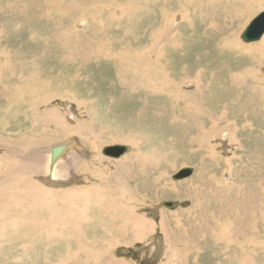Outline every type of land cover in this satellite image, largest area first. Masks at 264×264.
Segmentation results:
<instances>
[{
    "label": "rangeland",
    "instance_id": "obj_1",
    "mask_svg": "<svg viewBox=\"0 0 264 264\" xmlns=\"http://www.w3.org/2000/svg\"><path fill=\"white\" fill-rule=\"evenodd\" d=\"M120 1L122 0H0V136L4 137L8 143L11 141L9 144L6 142L3 149L6 147L8 149L13 148L16 150L17 157H19L18 155L28 154L38 147L40 149L47 148L48 145L60 142L68 136L69 139L79 144L77 146L83 149L84 154L89 153V156L86 160H83V165L82 162L79 164V167L80 165L81 167L77 168L75 172L69 170V178L74 176V180L71 179L67 183L68 185L66 184L57 189L91 186L88 182L90 177L87 174L92 173L88 170L92 167L96 173L101 171L97 175L94 173L91 175L95 178L94 182L96 181L99 185L102 186L106 181H109L110 185L108 186L118 191H123L118 188V185L123 188H131L132 195L123 196L120 194L121 202L130 206L136 215L139 213L143 215L153 225H151L150 230L142 234L141 238L133 233H127L126 239L128 240L118 239L123 229H121V233L118 232V229L113 232L111 230V235L117 238L114 242H110L109 246L104 241L90 240L94 235L90 234L93 225L89 227L86 224L89 230H86L88 236L85 235V239H88L95 248L108 251L107 254L114 255L109 259L104 254L106 258L102 261V264H110L112 261L121 263L122 260L125 261L122 264H162L163 262L168 264L172 261L169 254L172 245L175 249L177 248L176 254L180 257V259L178 257L174 260L177 264H229L222 259L220 261L219 255L214 257L211 254L213 249L217 247L211 240L206 238L204 225L207 221L204 209L198 211L202 212L204 221L196 215V212H191L196 210V207L192 205L191 200L185 197V193L193 186H179L178 183L182 180L189 183L197 175L205 182L210 181L209 174L216 162L221 163V165L232 162L235 164L236 170L243 169V165L247 169L253 166L257 167L256 170L263 171L264 174V164L257 165L258 162L247 158L250 156L249 152L253 150L260 154L264 153V67H260L264 61L260 62L259 58L263 59V55L257 54L259 49L264 47V41L261 38L246 43L239 36L249 20L264 9V5L257 6L258 1L256 0H131L127 3L125 1V6L122 9V12L130 9L129 12L120 22L114 24L107 19L108 11L118 10L119 8H114V6L116 2ZM134 9L138 12L135 13ZM117 15L120 16L121 13H117ZM97 16L99 18H95ZM173 17L175 18L173 19ZM165 20L167 23L177 20L180 27L178 33L175 32L176 35L174 36L178 47L176 50L174 49L175 53L173 55L168 56L169 69L174 70L172 76L177 77V72H179L178 74L183 79L188 80L190 86H183L185 89L195 90L197 85L204 84L205 104H208L212 110L216 109L209 119L207 117V123L213 129L212 134L216 135L209 140V143L204 145L198 141V129L195 128L191 131L190 126L189 129L190 120L186 116L179 117L180 119L167 117L172 112L170 111L171 108L165 104L167 99L161 95L163 94L161 89H158L160 87L159 79L153 78L151 82L149 81L151 87L140 82H132L133 77L125 73L121 65L115 62L123 55L129 61V58L133 57V54H131L133 52H128V54L123 52L122 55L110 56L107 55V49L99 50L98 43L100 42L117 50L125 45H131V48H135L136 45L139 46L146 42L154 43L156 39H150V37L152 33L162 32L159 30L166 27ZM99 29L103 32L99 33ZM79 32V40L75 41L70 37L71 34ZM233 39L236 43L238 42L233 45L238 46L230 47L225 44L226 41H232ZM262 42L263 44H261ZM245 48L251 49L250 55L243 51ZM75 51L81 54H79V60L73 62L69 58H71V52L76 53ZM96 54L101 55L99 60L94 58ZM251 55L256 56L251 57ZM65 58L71 62L64 64V61H67ZM117 70H119L120 81L115 75ZM145 70L150 71L146 67ZM208 73L214 75L213 78L207 76ZM230 75L237 76L235 82L232 83L230 77L227 78ZM30 77L32 79L35 77L36 80H34L35 78L32 80ZM201 80L203 83H201ZM118 81L119 85H117ZM153 81L155 83H152ZM123 82L124 84L128 83L125 84L128 88L123 89L121 87L120 83L123 84ZM35 86L36 89L34 90L33 87ZM66 87L69 90L77 91V95L81 96L82 101L85 102L77 105L69 96L63 98L62 94ZM129 87L131 88L129 89ZM46 91L53 92L52 97L37 105L34 104V106L32 104L34 103L33 98L41 100L42 97L38 95H43V93H47ZM155 91L157 92L155 93ZM112 99H116V101L112 102ZM88 100H92L94 105L102 107L104 111L109 105H113L114 109L112 108V112L107 115L98 111L97 116L94 114L92 119L85 109ZM143 102H147V105L144 103L146 113L142 117L136 116L137 109L143 107ZM186 106L187 103L185 102L183 107ZM66 107L74 109L73 116H76L75 120L88 122V120L96 121L97 119V122L99 123L100 120L103 125H99L94 129L95 131H91L90 126L92 125L87 124L82 130V132L86 131L85 135H87L80 134L78 142L74 136L70 137V133L61 132L62 135L53 125L47 122L45 124L39 116L36 119L31 117L32 110L41 115L43 110L51 108L64 112V115L68 117ZM153 112L156 114H153ZM151 114L153 115L151 116ZM104 115L108 118H111L112 115L115 116V122L121 125L117 129L122 133L126 132L128 138H130L128 133L138 132L136 131L137 127L142 133H148L143 135L146 136L147 140L141 142L142 145L140 146L143 149L139 150H135L134 142L131 143L130 139L127 142L126 137L112 139L113 141H106L107 139L104 138L102 142L105 146L122 144L128 148L120 156L126 163H123L118 169L115 167V161L118 157L110 158L104 155L101 149L90 147V144L101 142V132L107 133L105 130H109L108 125H111L110 122H114L113 118L109 120L103 117ZM66 116H64L65 125H67L65 128L70 129V125L73 126L75 121L69 120V117L66 119ZM118 116L119 119H117ZM143 118L145 119L143 120ZM44 126H46L45 130L47 129L46 133L40 131L41 127ZM101 127L105 128L102 130ZM111 127L113 128L112 125ZM216 128H221V138L218 137L220 131ZM134 136L138 137L139 134H134ZM97 138L99 140H96ZM24 140H30V142H24ZM158 152L161 155L158 156L162 158V161L155 156ZM142 155H144L145 161ZM237 156H240V158ZM99 158L102 159L101 163ZM105 160H108V162L105 163ZM156 160L159 161L155 162ZM15 163L18 164V161ZM88 163H91L92 167ZM128 165L129 167H127ZM185 168H191V172L187 176L177 179L172 178L181 169ZM239 172L244 181L246 171L239 170ZM222 175L223 173L220 175L221 179H223ZM29 176L24 177L26 181L30 183L32 181L41 188L50 189L37 176ZM260 176L257 174L251 178H255L259 182L262 179ZM161 189L166 190V193H160ZM106 195L109 194L106 193ZM106 195L103 194L104 197ZM22 197L26 199V202L20 200ZM106 197L104 198L105 201ZM167 201L173 202V205H166ZM17 202L20 203V207L11 203L8 205L9 209L13 208L17 213L24 212L26 204L31 203L32 205V200L27 195H19ZM70 202L76 203L75 200ZM48 203L39 209L48 211ZM76 208L79 212H82L84 206L77 204ZM87 208L90 214L96 210L94 205ZM262 212L264 213V211H260L261 216L258 214L255 219L258 222L264 218ZM33 216L42 218L38 210ZM101 218L105 220L104 227L111 229L109 228L111 221L104 217ZM132 218L135 219V217H129L130 220ZM121 221V217H118L115 224L120 225ZM62 229H64L63 225ZM95 230L100 231L97 228ZM100 235L102 237L103 234ZM260 239L264 241L263 232L260 237L255 238L257 242ZM35 240L37 242L34 243L33 251L30 247L28 253H31L35 264L38 262L44 264L46 261L39 258V253H44V249L41 244H37L38 237ZM24 241L5 244L2 249L5 252L11 251L14 253V248ZM52 242L54 241L52 240ZM68 244H64L66 249L61 248V246L53 249L55 252H51L48 258L55 261L56 257L60 255L59 252H63L62 255H64L66 251L70 250ZM180 251L181 254H179ZM260 252L264 256V245L260 248ZM0 258V264H5V262L7 264L19 263L8 261V257L2 256ZM10 258L12 259L11 255L9 260H11ZM32 260L23 257L21 262L31 264ZM234 264H264V257L261 260L254 259L251 256L241 257L240 262Z\"/></svg>",
    "mask_w": 264,
    "mask_h": 264
},
{
    "label": "bare ground",
    "instance_id": "obj_2",
    "mask_svg": "<svg viewBox=\"0 0 264 264\" xmlns=\"http://www.w3.org/2000/svg\"><path fill=\"white\" fill-rule=\"evenodd\" d=\"M130 1L131 0H124V1L122 0L120 2H116L114 8H119V9L118 10L116 9L117 11L113 10V9L111 12L108 11L107 19H109L114 24L116 22H120L126 16V13H128L130 10L129 9L125 12H122L123 6H125L124 2L127 3ZM256 1H258L257 6L261 7L264 5V0H256ZM136 9L138 10V8H136ZM136 12H138V11L135 10V13ZM117 13H121V15L118 16ZM193 15H194V13H193ZM95 18H99V16H97ZM174 18L175 17H173V19ZM95 20H97V19H95ZM180 20H181V18H180ZM165 23H166V25H165L166 27L162 30H159L162 32H158L157 34L152 33L151 37L149 36L150 39H154V40L156 39V41L154 43H152V42L147 43L146 42L145 44H140L139 46L136 45L135 48H131V45H125V46H122L120 49L117 50L114 47H112V48L108 47V45H105V43L100 42V43H98V46L100 47L99 50L102 51L101 49H107V55H110V56H115L116 54L122 55V54H124L123 52H127V54H128V52H133V53H131V54H133V57L129 58V61L126 60L125 55H123V56H120L119 59H116L115 62L119 63L121 65L122 70L125 73L130 74L133 77L132 82H135V83L140 82L143 85L150 86L151 85L150 82L152 81L153 78L159 79L160 85L159 84L158 85L160 87L158 86L159 87L158 89H161V91L163 93L161 95H163L167 99L166 100L167 102H165L164 100L163 101L165 102V104H167L171 108V110H170V108H169V110L172 112L167 117H171V119H180L179 117H185L186 116L190 120L188 127L190 126L192 128L191 131H193V129H195V128L198 129V132H197V138H199L198 141L204 145L205 143H209V140L212 139L216 135L214 133L212 134L213 129H211L207 123V117L209 119L211 117L210 115H213L215 113L216 109L212 110L208 106V104L207 105L205 104V85L204 84L203 85H200V84L197 85L195 90H189V89L183 88V86H188V87L190 86L189 81L186 79H183L180 76V74H178L179 72H177V75H176L177 77L172 76V74L174 73V70L169 69L170 61H169L168 56L170 54L173 55L175 53L174 49L176 50L178 47V46H176L178 43L176 42V39L174 36L176 35L175 32L178 33V28H180V27H179V22L177 20H173L170 23L169 22L167 23V21L165 20L164 24ZM186 23H188V22L186 21ZM188 25H190V24H188ZM186 26H187V24H186ZM245 27H244V29H245ZM181 28H183V27H181ZM108 29H109V27H108ZM98 32L101 33V32H103V30L99 29ZM73 34H71L70 37H72L75 41L79 40L80 32L76 33L74 35ZM191 38H192V36H191ZM261 38L264 41V32L260 36L259 39H261ZM250 42H252V41H249L246 43H250ZM235 43H236V41H234V39L232 41H228V42L226 41L225 42V44L227 46H230V47L238 46V45H233ZM261 44H263V42ZM76 47H77V45H76ZM247 48H245L243 51L246 54L250 55L251 49H247ZM65 49H66V47H65ZM132 50H134V51H132ZM79 54H81V53H79ZM79 54L77 52L76 53L71 52V55H70L71 58H69V59H72L73 62H75L76 60H79V57H80ZM257 54L263 55V59L259 58V60H260V62H262V60L264 61V47L260 48L259 53L257 52ZM88 55H89V53H88ZM92 55H93V53H92ZM255 56L256 55H251V57H255ZM86 57H87V55H86ZM86 57H85V59H87ZM94 58L96 60H99L101 58V55L96 54L94 56ZM65 59H67V58H65ZM95 59H94V61H95ZM81 60H83V59H81ZM64 62H65L64 64H66V62H71V61L67 59V61H64ZM129 63H132V64H129ZM261 66L264 67V62H262V65H260V67ZM145 67L147 69L149 68L150 71L145 70ZM116 68L118 69V67H116ZM251 70L253 71V69H251ZM115 75L118 77V80H119V70H117ZM207 76H209L210 78L211 77L213 78L214 75H211V73L210 74L208 73ZM38 77H40V76H38ZM229 77L233 83V82H235V77H237V76L230 75L227 78H229ZM34 80H36V78ZM119 81H118V84L116 83L117 85H119ZM152 83H155V82L153 81ZM156 83H158V82H156ZM201 83H203L202 80H201ZM125 84H128V83L126 82ZM125 84H124V82H123V84L120 83V85H121V87H123V89L128 88V87H126ZM154 85H156V84H154ZM36 86L33 87L34 90L36 89ZM136 86H137V84H136ZM233 86H235V85H233ZM130 88L131 87H129V89ZM28 89H31V88H28ZM132 89H134V88H132ZM155 89H157V88H155ZM157 91H155V93ZM161 91H160V93H161ZM30 92H31V90H30ZM52 93L47 92L45 94L43 93V95L39 94L38 96L42 97V98H40L41 100H39V98H35V99L33 98L34 103H32V104L37 105L38 103H42L43 100L46 101V99H48L49 97H52L51 96ZM77 93H78L77 91L69 90V88L66 87L62 96H63V98L64 97L67 98L69 96L71 99H73L76 102L77 105H80L81 103H83L85 101H82L83 100V99H81L82 97L77 95ZM137 93H138V90H137ZM138 95H140V94H138ZM143 97H144V95H143ZM160 98H161V96H160ZM157 99H158V97H157ZM88 101L89 102L86 105L85 109L87 110L89 117L92 119H93L94 114H95V116H97L96 113L98 111H100L102 114L107 115L109 112H112V110H111L112 108L114 109L113 105H109L110 108L107 107L105 110L106 112H105L104 110H102V107H97L98 105H94V102L92 100H88ZM114 101H116V99L115 100L112 99V102H114ZM159 102H161V101H159ZM185 102L187 103V106L183 107V104ZM144 103L147 105V102H143V107H139L137 109L136 116L139 115L140 117H142L143 114L146 113L145 112L146 106ZM209 105H211V104H209ZM60 107H61V105H60ZM158 110H160V109H158ZM261 111H263V110H261ZM73 112H74L73 108L66 107V114H68V117H69L68 118L66 115H64V112H62L58 109H55V108L54 109H52V108L51 109H45V110H43L41 115L37 111L35 112L34 110H32V113H31L32 116L31 117L33 119H36L39 116L44 123L47 122V123L53 125L54 128L58 132H60V133L64 132L65 134L70 133V137L74 136L76 141H78V142H79V135L82 133H84V135H85L86 131L82 132V130L84 129L85 126H87V124L92 125V126H90L91 131L94 130L97 126L103 125V123L100 120L98 123L97 119H96V121L88 120V122L82 121V120H80V121L75 120L76 116H73ZM125 112H126V110H125ZM153 114H156V113L153 112ZM153 114H151V116ZM105 115L103 117L108 118ZM64 116H66V119L68 118L69 120L75 121L73 126L69 124L71 126L70 129L65 128V127H67V125H65ZM114 117L115 116L112 115V117L108 118V119L109 120L112 118L114 119V122L113 123L110 122V124L116 130L113 129L111 127V125H108L107 128H109V130H105L107 132V133H105L102 130L106 126L101 127L102 128L101 137H100L101 142L99 144H96V143L90 144V147L95 148V149L99 148V150H100L103 147L112 146V145H106L105 146L102 142V141H104V138L107 139L106 141H109V140L111 141L112 139L114 140L116 138L121 139V138L126 137L127 142H129L130 140H131L130 141L131 143H132V141L134 142L135 150L143 149L140 146V145H142L141 142H143L144 140H147L145 138L146 136L144 137L143 135H147L148 133L147 134L142 133L141 130L137 127L136 131H138V132H135L134 134H136V135L139 134V136L136 137V136H134V134L128 133L130 135V138H128L125 134L126 132L122 133L117 129L118 126L120 125V123L115 122L116 117L115 118ZM117 119H119V116ZM140 119H138V120L140 121ZM144 119L145 118H143V120ZM119 122H120V120H119ZM176 123L179 124L178 122H176ZM122 124H123V122H122ZM133 124H134V122H133ZM45 127L46 126L41 127L40 131H43L44 133H46L47 129L45 130ZM190 127H189V129H190ZM132 128H133V126H132ZM216 130L220 131L218 134V137L221 138L222 137L221 128H216ZM123 131H124V129H123ZM89 136H90V134H89ZM98 138L96 140H99ZM64 139L61 140L60 142L48 145L47 148L44 147V149H40V147L37 146L38 148H36V150H33L32 152H30L28 154L26 153L25 155L20 154V155H18L19 157H17V154L15 152L16 150H14L13 148L8 149L6 147L5 149H3V145L7 141L5 140L4 137L0 136V143H1V146H0L1 147V150H0V257H2V256L8 257V261H12V262H21L23 257L26 258L27 260H30V259L32 260L31 253H28V249L31 247V251H33L34 243L37 242L35 239H36V237H38V243L37 244H41L43 249H44V253H39V258H42L44 261H46L44 264H102V261L106 258L104 254H106L109 259L112 258L114 255L107 254L108 251H104V250H100V249L95 248L88 241V239H85V235L88 236V234L86 233V230H89V228L86 227V224H88L87 226H89V227L93 225V228H91L92 230H91L90 234H94L96 236L98 233V235L96 237L93 235V238H90V240H94V241H98V242L104 241L107 244H109V246L111 244L110 242H114L117 238V237L114 238V236L111 235V230L113 232V231H116L118 229V232L120 231V233H121V229H123L121 236L118 239L128 240V239H126L127 233L128 234L133 233V234L139 236V238H141L142 234H144L145 232H147L148 230L151 229V225H153V224H151L150 221L145 219L143 217V215H141L140 213L136 215V213L132 210V208L130 206L124 205L123 202H121L122 200L120 199V194H122L123 196L132 195L133 191L130 192L131 188L130 189L126 188V187L123 188L120 185H118V188L123 190V191H118V190L108 186V185H110L109 181H106L105 183L103 182L104 185H102V186L99 185L96 181H95L96 182L95 183L94 182L95 178L91 175L93 173L97 175L98 172L96 173L93 171V169H92L93 167L91 166L92 165L91 163H88V165L90 164V166L92 168L88 169V170H90V172H92V173H90V174L86 173L87 176L90 177V181H88V182H90L91 186H88L85 188L79 186L78 188H74V189H72L70 187L57 189L61 186H65L67 183H69V181L71 179H72V181L74 180L73 179L74 176L69 178V176H70L69 170L72 172H75L77 170V168L81 167V165L79 167V164H81V162H82V165H83V163H84L83 160H86L89 156V153L84 154V152H82L83 149H80V146H77V145H79L77 142H75L72 139H69L68 136ZM128 139H130V140L128 141ZM25 141L30 142V140H24V142ZM115 141H117V140H115ZM193 141H196V140H193ZM9 143H11V141ZM114 145H122V144H114ZM138 146H139V148H138ZM55 147H59V148H58L56 153H53V150ZM127 150H128V148L126 146L125 151H127ZM125 151L122 154H124ZM243 153H244V151H243ZM249 153H250L249 154L250 156L247 157L248 159H251L252 161L254 160V161L258 162V163H256L257 165H259L261 163L264 164V153L260 154L255 150H253ZM122 154H120L119 156H115V157L109 156L110 158H117L118 157L115 161V167L117 169L123 163H126V161L120 157ZM158 155H160L159 152L157 154H155V156H157V159H161V161H162V158H159ZM142 156H143V160L145 161L146 159H145L144 155H142ZM237 157L240 158V156H237ZM14 159H16V160H14ZM151 160H149V161H151ZM153 160H155V159H153ZM17 161H18V164L15 163ZM101 161H102V159L99 158L100 163H101ZM158 161L159 160H156L155 162H158ZM107 162H108V160H105V163H107ZM228 162H229V159H228ZM151 164H154V163H151ZM96 165H97V163H96ZM103 165H105V164H103ZM127 167H129V165ZM242 168L243 169H239V170L246 171L245 172L246 179L244 181H243V178H242L239 170H236L235 164H233L232 162L231 163L229 162L228 164L221 165V163L216 162L215 166L212 168V170L209 174L210 181L208 180L205 182L199 175H197L191 181H189V183H187L186 180H182L183 182L181 181L180 183H178L179 186H186L187 185L189 187L193 186L191 189L196 188L195 190L190 189L185 193V197H187L189 200H191L192 205L196 207V210L191 211V212H196L197 213L196 215L200 219H202L203 218L202 212H198V211H201V209H204L203 211H205V213H206L205 219L207 221V222H205V225H204V231L206 232V238L211 240L214 243V245L217 247L216 249H213L214 252L212 251L211 254L214 257L219 255L220 261L222 259L224 262H228L229 264H234V263L240 262L241 257L246 258V257L251 256L257 260H261L264 257L260 252V248H262L264 245V241L261 240L263 238H261L260 241H258V242L255 240V238L257 236L258 237L261 236L262 232L264 233V218H263V220H261L259 222H258V220H255L257 218L258 214H260V216H261L260 211H264V177H263L264 174H263V171L260 172V171L256 170L257 167L251 166V167H248V169H247L243 165ZM203 169H204V166H203ZM190 170H191V168H190ZM147 173H146V175H147ZM222 173H223V175H222L223 179L220 178V175ZM257 174L261 175L260 178H262L261 181H259V182L256 181L255 178H251L253 175H257ZM29 175L30 176L35 175V177L37 176L38 179L42 180V182L45 183L47 185V187H49L50 189L41 188L35 182L32 183V181H31V183H30L29 181H26L24 177H26V176L28 177ZM27 179H29V178H27ZM200 179H202V180L200 181ZM221 180H222V182H221ZM241 181H243V183H241ZM153 182H155V181L153 180ZM83 189H87V190H83ZM71 190H73V191H71ZM165 191L166 190L161 189L160 193H166ZM106 193L109 195H106ZM103 194H105L107 196V197L105 196L106 201L104 199L105 197L103 196ZM19 195H27L32 200V205H31V203L26 204L25 209L23 210L24 212H22V213H17V211L15 209H13V208L9 209V207H8V205H10V203L15 204L18 207H20V203L17 202ZM20 200L22 202H26V199L23 197ZM71 200H75L76 203L70 202ZM47 203L49 204L48 211L39 209L40 207H43V205H46ZM77 204H81L82 206H84V209L82 210V212H79V210L76 208ZM93 205L96 208V210H94L95 216H94V213L90 214L88 212V208H87V207L93 206ZM37 210H38L39 215L42 218H37V217L33 216V214H36ZM130 216L135 217V219L132 218L130 220L129 219ZM204 216H205V214H204ZM101 217L107 218L108 220L111 221V223L109 224V228H111V229H107L106 226L104 227L105 220H103V218H101ZM118 217L119 218L121 217V220H122L120 225L115 224V220L118 219ZM62 225L64 226V229L61 230ZM128 227H129V229H127ZM96 228L99 229L100 231L97 232L95 230ZM123 232H126V233H123ZM101 233L103 234L102 237L100 235ZM123 235H124V237L122 238ZM115 236H117V235H115ZM23 240H25V241L23 243L20 242L21 245L14 248L15 249L14 253H12L11 251L5 252L4 249H2L5 247L4 246L5 244L15 243L16 241H23ZM52 240L54 242H52ZM209 242H208V244H210ZM212 242H211V244H212ZM66 243H69L68 248H70V250H69L70 252L66 251L64 255H62L63 252H59L60 255H58L56 257L55 261L51 260V258H48L49 255L51 254V252H55V250H53V249H55L56 247L61 246V248L63 247L66 249V245H64ZM126 243H128V242H126ZM171 247H172V250H171V253H169V254H170L172 261H170L168 264H177V262L174 261L175 259H177L179 257L176 254L177 248L175 249L174 245H172ZM210 249H212V248H210ZM179 254H181V251ZM10 255L12 256V259L10 258L11 260H9ZM179 259H180V257H179ZM122 262H125V261L122 260L121 263L118 261H115V262L112 261L110 264H122ZM5 264H7V262H5ZM31 264H35V260L34 261L32 260ZM162 264H167V263L163 262Z\"/></svg>",
    "mask_w": 264,
    "mask_h": 264
},
{
    "label": "water",
    "instance_id": "obj_3",
    "mask_svg": "<svg viewBox=\"0 0 264 264\" xmlns=\"http://www.w3.org/2000/svg\"><path fill=\"white\" fill-rule=\"evenodd\" d=\"M264 32V9L259 11L252 19L249 20L245 29L240 33V39L244 42L258 40ZM59 147H55L53 153H56ZM126 150L124 145L106 146L101 149V152L107 156H119ZM191 172L190 168L181 169L176 175L172 176L173 179L181 178ZM172 206L171 201L165 203Z\"/></svg>",
    "mask_w": 264,
    "mask_h": 264
},
{
    "label": "crops",
    "instance_id": "obj_4",
    "mask_svg": "<svg viewBox=\"0 0 264 264\" xmlns=\"http://www.w3.org/2000/svg\"><path fill=\"white\" fill-rule=\"evenodd\" d=\"M18 264H25V262H19ZM37 264H41L40 262H38Z\"/></svg>",
    "mask_w": 264,
    "mask_h": 264
}]
</instances>
